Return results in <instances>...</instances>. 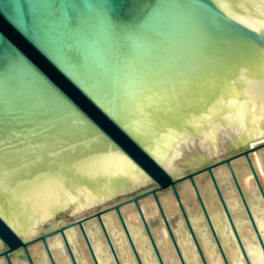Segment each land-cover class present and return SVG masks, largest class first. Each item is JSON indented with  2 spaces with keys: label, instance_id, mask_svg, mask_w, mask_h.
I'll return each mask as SVG.
<instances>
[{
  "label": "water",
  "instance_id": "obj_1",
  "mask_svg": "<svg viewBox=\"0 0 264 264\" xmlns=\"http://www.w3.org/2000/svg\"><path fill=\"white\" fill-rule=\"evenodd\" d=\"M21 3L26 21L15 18ZM254 3L255 8L243 2L228 6L234 17L228 19L214 0H0V139L9 190L0 201V262L35 264L29 247L38 244L48 263L56 264L50 244L58 237L70 263L78 264L67 239L77 230L91 262L101 264L88 233L97 223L113 261L124 264L106 228L105 217L114 212L135 260L145 264L123 214L134 206L157 261L170 264L152 231L160 220L148 221L142 209L144 200L153 198L177 260L188 264L175 234L179 216L165 212L163 193L169 191L200 260L210 264L185 203L184 189L190 186L224 264H232L200 185L208 176L243 259L253 264L220 181L226 171L264 254L238 167L249 165L264 201L253 160L256 151L264 154V143L253 146L264 140V119L248 120L243 109L237 114L228 106L241 96L232 82L242 70L250 80L260 78L264 32L253 29L264 22V6ZM168 93L176 98L156 99V107L138 111L147 97ZM120 152L131 165L116 158ZM63 212L87 216L81 226V217L60 219Z\"/></svg>",
  "mask_w": 264,
  "mask_h": 264
},
{
  "label": "bare ground",
  "instance_id": "obj_2",
  "mask_svg": "<svg viewBox=\"0 0 264 264\" xmlns=\"http://www.w3.org/2000/svg\"><path fill=\"white\" fill-rule=\"evenodd\" d=\"M261 143H264V140H262L261 142H253V146L255 147L256 145H260ZM253 160L258 166L262 177L261 180L264 184V154L256 151L255 155L253 156ZM240 166H243V169H240V182L249 200L248 204L250 206V209L254 213L255 219L258 222L260 233L264 238V201L258 189L253 183L254 175L251 172L249 165L244 162ZM230 179L231 174L228 171L223 172L222 179L220 180L221 184H223L226 189L225 196L228 201L227 204L229 210L234 216L239 235L244 241L246 252L249 258L252 260V263L264 264V254L261 250L262 247L260 246L257 236L254 234L248 214L247 212H245V209L242 205V199L236 189H234V186L231 185ZM184 190L185 203L190 206L189 213L192 216L193 227L197 234V237H199L204 248L203 250L206 259L210 264H224L214 238L213 236H211V232L209 231L208 223L203 213H201L200 208L196 205L197 199L195 191L190 186H186ZM214 191L215 190L211 187V185H209L208 188H205V195L208 202L207 206L214 219L218 235L221 237L224 244L227 257L230 259L232 264H246V261L245 259H243L239 250L240 247L238 245L236 237L232 233L230 224L225 214L223 213L222 208L216 201V196L213 194ZM155 203L156 202L152 200L144 202L142 204L144 214H146L148 221L160 220V226L153 229L152 231L154 236L158 240L159 246L161 248V254L164 255L165 259L169 258L170 260H172V263L180 264L174 251V245L165 230L164 220H162L161 214H159ZM163 203L165 212L169 216V218L179 216L175 234L179 237L185 260L188 261V264H203L202 260H200L197 254V248L194 245L192 238L188 234L185 220L183 219L182 215L179 214V207L176 199L171 196ZM123 214L125 215L126 220L129 224V231L139 249L138 252L142 261H144L145 264H159L152 250L153 247L151 241L147 237V234L145 232L141 215L138 214L134 206L127 207L125 211H123ZM105 222L109 235L113 239L117 248L118 255L123 263L138 264V262L134 258L128 238H126L121 227L122 225L118 215L114 212L110 213L105 217ZM36 228L27 232L25 236H32L35 233ZM88 233L90 239H92V242L94 244L95 252L97 254L99 262H101V264H116L113 261L111 253L109 251L110 248L108 246L106 238H104L100 225L97 223L93 224L89 227ZM67 239L72 247L74 255L76 256L78 264H82V262L83 264H92L88 254V246L85 244L79 232L77 230L70 231L67 235ZM50 248L56 264H71L60 238L56 237L50 244ZM33 253L35 264H49L40 245L34 249ZM0 264L4 263L0 262ZM14 264L26 263L15 261Z\"/></svg>",
  "mask_w": 264,
  "mask_h": 264
},
{
  "label": "snow or ice",
  "instance_id": "obj_3",
  "mask_svg": "<svg viewBox=\"0 0 264 264\" xmlns=\"http://www.w3.org/2000/svg\"><path fill=\"white\" fill-rule=\"evenodd\" d=\"M216 6L220 9L221 13H223V16L228 19H234V17L231 16V13L228 11V6H231L235 8L236 4L238 2L247 3L250 7L255 8L254 0H214ZM260 5L264 6V0H259ZM237 11H239L237 9ZM242 15H247V13H241ZM260 16L262 21H264V9L261 10ZM21 17H24V20L26 21L27 14L25 12V6L21 3L19 4L18 10H15V18L19 19ZM240 23H243V21H240ZM254 31L259 30L261 32H264V22H262L258 29H253ZM258 70L260 73V78L258 80H250L246 75L245 72L247 70H242L239 79L232 82L233 87H239L241 96L237 97V103L232 104L229 100L228 106L237 114H239L240 110L243 109L245 113V118L248 120H251L253 115H259L261 119H264V60H261L258 65ZM259 86V92L257 94L256 86ZM223 90L225 92H228L229 95H231V92L227 88V86H223ZM258 95V98H257ZM176 94L175 93H168L164 95H160L156 98L149 96L146 98V102H142L140 108H138V111L143 112L145 108L152 109L153 107H156V99L159 100H166V99H175ZM245 100H247V103H245ZM259 104L258 110L254 108V105ZM106 115L108 113L105 112ZM119 127V125H118ZM117 159L124 162L126 165H131L132 161L124 155V153L120 152L117 154ZM37 160L40 159L39 156L36 157ZM5 168H4V145L2 139H0V201H2L5 193L9 191L5 186ZM2 214V213H0ZM3 245V242L0 241V246Z\"/></svg>",
  "mask_w": 264,
  "mask_h": 264
},
{
  "label": "rangeland",
  "instance_id": "obj_4",
  "mask_svg": "<svg viewBox=\"0 0 264 264\" xmlns=\"http://www.w3.org/2000/svg\"><path fill=\"white\" fill-rule=\"evenodd\" d=\"M227 156H229V155H226V156H224V157H227ZM238 167H239V170L241 169H243V166H240V165H238ZM242 167V168H241ZM220 170V169H219ZM218 170V171H219ZM240 170V171H241ZM217 171V172H218ZM221 171V170H220ZM226 172H228V171H226ZM209 178L210 177H206V178H204V179H201L200 180V185L205 189V188H208L209 187V185H208V182H209ZM254 183V182H253ZM264 185V184H263ZM151 187H155V184H151ZM145 191V188L144 187H142L141 189H139V192H144ZM164 195V198H165V200H167L169 197H171V195H170V193H169V191H164V193H163ZM213 194L215 195V191L213 192ZM136 195V193H133L132 194V196H135ZM129 198V196H123L122 198H120L121 200H126V199H128ZM119 199V200H120ZM148 200H152V201H155L153 198H150V199H147V200H144V202H146V201H148ZM143 202V203H144ZM114 203H116V200H114V201H111V202H109V203H107V204H105V205H103V206H101V207H98L97 209H91L90 211H89V213H93V212H95V211H97V210H100V209H103V208H105V207H107V206H111V205H113ZM196 212V211H195ZM67 215H69L68 214V212H63V213H61L60 215H59V218L60 219H63V220H65V221H67V222H69V221H73V220H75L76 218H79V217H81V215H82V217H85V216H87V213L86 212H84V213H82V214H80L79 216H77V217H73V218H71V217H69V216H67ZM58 221V219H56V221L55 222H57ZM39 245L38 244H34V245H32V246H30L29 247V251H30V254L33 256V252H34V249L36 248V247H38ZM167 259V258H166ZM165 259V260H166ZM167 260H169V263L171 264L172 263V260H170L169 258L167 259ZM93 264V263H92ZM172 264H175V263H172Z\"/></svg>",
  "mask_w": 264,
  "mask_h": 264
}]
</instances>
